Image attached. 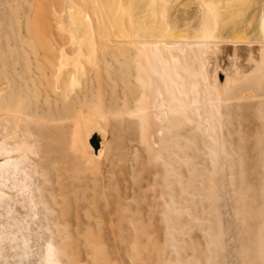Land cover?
Returning <instances> with one entry per match:
<instances>
[{
	"label": "rangeland",
	"instance_id": "obj_1",
	"mask_svg": "<svg viewBox=\"0 0 264 264\" xmlns=\"http://www.w3.org/2000/svg\"><path fill=\"white\" fill-rule=\"evenodd\" d=\"M234 47L210 50L222 84ZM119 52L107 47L68 100L44 91L32 64V154L9 135L18 160L0 167V237L25 249L18 256L6 241L4 264H47L50 248L65 245L81 264H264V61L243 51L242 71L213 93L208 118L154 117L150 132L140 112L150 107V63ZM93 131L106 137L98 161L88 149Z\"/></svg>",
	"mask_w": 264,
	"mask_h": 264
},
{
	"label": "bare ground",
	"instance_id": "obj_2",
	"mask_svg": "<svg viewBox=\"0 0 264 264\" xmlns=\"http://www.w3.org/2000/svg\"><path fill=\"white\" fill-rule=\"evenodd\" d=\"M45 1L40 15H33L36 0H0V167L8 168L18 160L13 155L9 135H21L23 139L16 144L23 154H32L33 63L41 75L40 86L43 90L68 100L76 89L80 90L87 68L98 66L100 55L105 53L107 47L120 49L119 53L126 56L147 58L152 79L144 89L150 107L146 104L143 109L149 110L143 111L140 107L141 111L139 108L138 112L148 114L149 119L146 117V120L150 125L147 126L152 132L150 126H154L155 122L150 121L155 118L157 121H167L171 116L165 118L170 114L184 115L190 111L188 115L198 113L208 118L210 107L216 102L212 98L213 93H217L221 85L231 83L229 72L241 70L244 56L240 55L243 51L250 53L253 59L261 58L264 61V0ZM45 11L49 12L48 15ZM101 21L108 24L101 28ZM103 29L117 41L115 44L110 43V35L106 37ZM105 38L108 42L104 43ZM230 43L235 45L234 54L231 53L233 70L226 66L227 79L222 84L217 80L218 66L212 73L214 66L211 65L210 50L217 48L226 54L231 49ZM227 63L224 59V64ZM168 98H171L172 105L167 104ZM150 110L154 114L151 118ZM188 120L191 124L189 116ZM162 122L158 123V127H164ZM148 132L147 140L156 136V132ZM93 134L98 135L101 147L96 152L88 144V149L93 160L98 161L106 150V137L93 131L89 138ZM148 134L152 136L148 137ZM158 134L155 137L157 142L160 140ZM160 135L165 134L161 132ZM156 141L153 139L152 142L156 144ZM0 194L6 195L1 191ZM48 206L45 203L47 211L51 209ZM4 236L0 237V264L7 261L8 254L5 253L10 251H6V241H9L11 250H19L18 256L25 249L24 242L16 236L11 237L8 233ZM61 237L64 236L60 234ZM64 247L67 248L66 245ZM64 247H51L47 264H64L65 257L70 264H81L78 256L75 253L67 255Z\"/></svg>",
	"mask_w": 264,
	"mask_h": 264
},
{
	"label": "water",
	"instance_id": "obj_3",
	"mask_svg": "<svg viewBox=\"0 0 264 264\" xmlns=\"http://www.w3.org/2000/svg\"><path fill=\"white\" fill-rule=\"evenodd\" d=\"M91 144L94 147L95 151L97 152L101 147V142L98 137L91 140Z\"/></svg>",
	"mask_w": 264,
	"mask_h": 264
}]
</instances>
